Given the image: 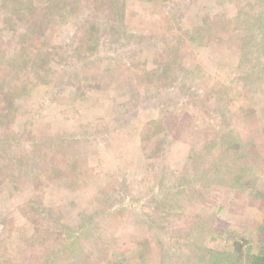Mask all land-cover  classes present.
Listing matches in <instances>:
<instances>
[{
	"label": "rangeland",
	"instance_id": "rangeland-1",
	"mask_svg": "<svg viewBox=\"0 0 264 264\" xmlns=\"http://www.w3.org/2000/svg\"><path fill=\"white\" fill-rule=\"evenodd\" d=\"M262 225L264 0H0V264H226Z\"/></svg>",
	"mask_w": 264,
	"mask_h": 264
},
{
	"label": "trees",
	"instance_id": "trees-1",
	"mask_svg": "<svg viewBox=\"0 0 264 264\" xmlns=\"http://www.w3.org/2000/svg\"><path fill=\"white\" fill-rule=\"evenodd\" d=\"M214 167H210L206 170L207 174H212L213 171H215V175H210L208 180L212 184L217 183V178L222 174L221 168L217 165V159L213 161ZM261 232L264 233V225L261 226L260 228ZM234 230L231 231V234L229 235V239H233V251L234 255L233 258H230L228 263L226 264H238L241 262H244L247 260V264H264V248L259 247L257 250L255 247L252 246V244H247L245 247V243L247 241V238L241 237L238 238L235 235ZM189 242V239L186 240L185 244ZM205 245H203L204 248ZM201 250V248H200ZM200 252V251H199ZM208 252H211V249H207L206 253H202L204 256L209 254ZM195 254V253H194ZM221 257L219 258L218 261H216L214 264H221L220 262Z\"/></svg>",
	"mask_w": 264,
	"mask_h": 264
}]
</instances>
